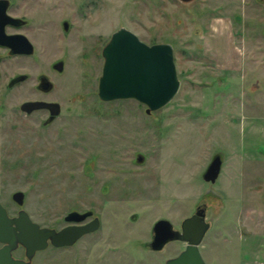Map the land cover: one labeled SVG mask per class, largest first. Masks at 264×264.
<instances>
[{
	"label": "rangeland",
	"instance_id": "obj_1",
	"mask_svg": "<svg viewBox=\"0 0 264 264\" xmlns=\"http://www.w3.org/2000/svg\"><path fill=\"white\" fill-rule=\"evenodd\" d=\"M11 1L34 52L0 49V202L14 215L11 194L22 191L21 207L46 227L73 210L101 221L73 246L37 251L32 264H165L185 243L151 250L154 222L179 229L201 204L206 264H264V0H112L97 16L80 15L84 0ZM120 26L173 47L180 84L158 110L97 96L101 49ZM58 60L61 72L51 67ZM16 72L30 78L6 89ZM39 74L53 84L47 94L34 87ZM35 98L60 104L47 127L42 112L18 109ZM215 155L210 183L202 175Z\"/></svg>",
	"mask_w": 264,
	"mask_h": 264
},
{
	"label": "water",
	"instance_id": "obj_2",
	"mask_svg": "<svg viewBox=\"0 0 264 264\" xmlns=\"http://www.w3.org/2000/svg\"><path fill=\"white\" fill-rule=\"evenodd\" d=\"M7 6L8 0H0V45L9 48L11 54H31L33 46L24 36L17 35L19 39L15 40L4 33L6 24L18 25L20 21L6 13ZM101 55L103 64L97 85L100 100L134 99L146 107V113H150L167 105L176 95L180 82L171 44L162 42L149 45L127 28L120 27L111 34ZM55 66L61 70L62 64L58 62ZM41 83L44 91L50 89L49 81L42 79ZM43 107L51 109L48 121L60 112L57 102L35 100L21 105L28 112ZM220 167L221 158L215 155L203 173L204 181L214 183ZM12 200L22 206L24 193L15 191ZM91 214V210H73L66 214L64 220L78 223ZM98 225V218L95 217L86 224H69L56 230L33 221L23 208L18 210L17 215L9 216L0 202V243L3 244L0 247V264H30L34 254L45 249L49 242L56 247L72 245L83 234L98 228ZM208 228L203 207H197L193 214L184 218L179 229H175L168 219L160 218L152 226L148 247L160 251L172 241L184 242L185 247L177 255L168 258L165 264H206L199 245ZM18 246L24 248L26 260L11 256V251Z\"/></svg>",
	"mask_w": 264,
	"mask_h": 264
},
{
	"label": "flooded vegetation",
	"instance_id": "obj_3",
	"mask_svg": "<svg viewBox=\"0 0 264 264\" xmlns=\"http://www.w3.org/2000/svg\"><path fill=\"white\" fill-rule=\"evenodd\" d=\"M181 1H183V2H188V1H190V0H181ZM80 3H82L81 1H80ZM111 3H112V0H84V3L82 4V5H80L79 4V9L81 10V9H89V14H91V13H94V15H99V14H101L100 13V11L99 10H104V12H107V7H111ZM12 4H13V2L11 1V0H8V6H7V8H6V13L8 14V15H10L11 17H14V18H18V19H20V21H19V24L18 25H14V24H6L5 26H4V33L6 34V35H10V36H13L14 37V39L16 40V39H19V38H17L16 36L17 35H22V36H24L25 37V39H27L31 44H32V42L30 41V39L28 38V36L21 30V28H23V27H26L27 25H28V23H29V21L27 20V18L26 17H24V16H19V15H15V14H11V13H9V8L12 6ZM80 15L81 16H87V12L85 13V10L84 11H80ZM61 25H62V28H63V31H67L68 30V27H69V23L66 21V20H63L62 22H61ZM120 27H124V26H120ZM119 27V28H120ZM126 28V27H125ZM118 29V28H117ZM116 29V30H117ZM128 30H130L129 28H127ZM131 32H133L132 30H130ZM113 32H111V34H112ZM134 33V32H133ZM111 34H110V36H111ZM135 34V33H134ZM136 35V34H135ZM110 36H109V38H110ZM137 36V35H136ZM138 37V36H137ZM139 38V37H138ZM140 39V38H139ZM109 40V39H108ZM141 40V39H140ZM141 41H143V40H141ZM143 42H145V41H143ZM146 44H154V43H162V42H149V43H147V42H145ZM32 46H33V44H32ZM103 48V47H102ZM0 49H4L5 50V55H7V56H16V57H21V56H30V55H32L33 54V52H34V46H33V52L31 53V54H24V53H13V54H11L10 53V50H9V48H7V47H4V46H1L0 45ZM102 50V49H101ZM102 56V55H101ZM0 61H1V55H0ZM58 62H61V64H62V67H61V70H59V69H57L56 68V64L58 63ZM63 65H64V63H63V61L62 60H58V61H56V62H54L52 65H51V67L54 69V70H56L57 72H61L62 71V69H63ZM21 77V78H20ZM18 78V79H17ZM30 78V76L27 74V73H21V72H16V73H14L12 76H10L9 78H8V80H7V82H6V84H5V88L6 89H8V90H11L12 88H14V87H17V86H19V85H21L22 83H24V82H26L28 79ZM15 79V80H14ZM42 79H45V81H49L50 82V89L49 90H47V91H44L43 90V85H42V83H41V81H42ZM37 90H39V92H41V93H43V94H47L48 92H50L51 90H52V88H53V84H52V82L45 76V75H43V74H39L38 76H37V78H36V84H35V86H34ZM35 100H37V101H47V102H56V101H51V100H46V99H43V98H35V99H28V100H25V101H22L21 103H19L18 104V109H19V111L21 112V113H23V114H25V115H30V114H32V113H35V112H42L43 114H45V118L42 120V126H44V127H47V126H49L50 124H52V122L58 117V115L60 114V112H59V114L58 115H56V116H54L52 119H50L49 121H48V119L50 118V116H51V109L50 108H47V107H43V108H38V109H34V110H32V111H30V112H28L27 110H24V109H22L21 108V105H22V103H24V102H26V101H35ZM58 103V102H57ZM5 105L6 104H0V114H1V111L2 110H4V107H5ZM59 106H60V104H59ZM146 109V108H145ZM15 110V109H14ZM53 110H54V108H53ZM59 111H61V107H60V110ZM203 176V175H202ZM14 193V192H13ZM12 193V194H13ZM12 194H11V199H12ZM24 197H25V194H24ZM13 201V200H12ZM1 204L5 207V205L1 202ZM18 206V205H17ZM19 208H18V210L19 209H21L22 207L21 206H18ZM197 207H203V208H205V206L203 205V204H201V205H196V207H195V210H196V208ZM6 208V207H5ZM6 210H7V208H6ZM18 210L16 211V213L14 214V215H10L9 214V212H8V210H7V213H8V215L9 216H15V215H17V212H18ZM195 210H194V212H195ZM205 210H206V208H205ZM85 211H87V210H85ZM85 211H83V212H85ZM92 211V210H91ZM70 212V211H69ZM193 212V213H194ZM28 213V212H27ZM68 213V212H67ZM192 213V214H193ZM66 216V215H65ZM64 216V217H65ZM64 217H63V220H64ZM95 217H97L98 218V221H99V225H98V228L100 227V224H101V221H100V218H99V216H97V215H95L94 213H93V211H92V214L89 216V217H87V218H85L83 221H81V222H78V223H72V222H67V221H65L66 223L64 224V225H62L61 227H59V228H54V229H56V230H58V229H61V228H63V227H65V226H67V225H69V224H86V223H88V222H90V221H92ZM50 228H53V227H50ZM98 228H96L94 231H91V232H88V233H85V234H83L80 238H82L84 235H87V234H90V233H94L95 231H97L98 230ZM80 238H78L72 245H64V246H59V247H56V246H53V245H51L50 244V242L48 243V245H47V247L48 246H51V247H56V248H61V247H64V248H66V247H70V246H73ZM151 238H152V234H151ZM3 244L2 243H0V247L2 246ZM147 246H148V244H147ZM46 247V248H47ZM184 247H185V245H184ZM17 251H20L21 252V255L20 256H17L16 255V252ZM177 255V254H176ZM11 256L13 257V258H15V259H23V260H26V257H25V253H24V248L22 247V246H18L17 248H15V249H13L12 251H11ZM30 264H32V261H31V263Z\"/></svg>",
	"mask_w": 264,
	"mask_h": 264
}]
</instances>
